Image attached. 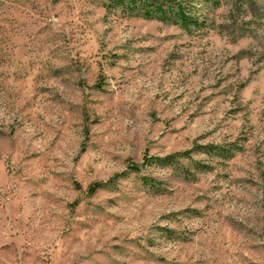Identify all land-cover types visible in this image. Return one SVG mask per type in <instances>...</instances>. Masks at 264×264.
<instances>
[{
  "label": "rangeland",
  "instance_id": "374dc122",
  "mask_svg": "<svg viewBox=\"0 0 264 264\" xmlns=\"http://www.w3.org/2000/svg\"><path fill=\"white\" fill-rule=\"evenodd\" d=\"M0 264H264V0H0Z\"/></svg>",
  "mask_w": 264,
  "mask_h": 264
},
{
  "label": "trees",
  "instance_id": "16d2710c",
  "mask_svg": "<svg viewBox=\"0 0 264 264\" xmlns=\"http://www.w3.org/2000/svg\"><path fill=\"white\" fill-rule=\"evenodd\" d=\"M201 1H203L205 3H212V0H201ZM173 14L176 15L175 16L176 18H181L182 19V23L185 24V25L188 24V23H192V24L198 25L197 22H194V21L190 20L188 18V16L185 14L184 10H182V9H180L177 12H174ZM172 17L173 16H171V18H169V19H172Z\"/></svg>",
  "mask_w": 264,
  "mask_h": 264
}]
</instances>
